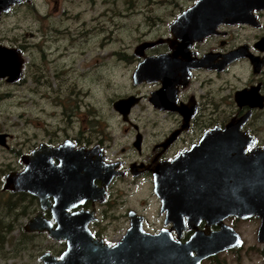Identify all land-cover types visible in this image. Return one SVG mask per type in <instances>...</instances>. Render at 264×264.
I'll list each match as a JSON object with an SVG mask.
<instances>
[{
  "label": "flooded vegetation",
  "instance_id": "1",
  "mask_svg": "<svg viewBox=\"0 0 264 264\" xmlns=\"http://www.w3.org/2000/svg\"><path fill=\"white\" fill-rule=\"evenodd\" d=\"M65 1L41 0L39 9L36 0H21L0 12V23L17 7L28 6L37 15L35 19L39 18L40 23L23 34H7L0 29V46L14 49L13 56L6 58L16 54L22 58L18 79L8 80L10 75L6 74L0 76V82L29 83L27 93H31L33 103V90L41 85L51 56L58 65L52 66L55 70L60 67L57 57L62 61L61 73L79 70L90 78V85L95 82V65L88 62L80 70L81 61H86L93 50L91 31L97 27L91 21L93 15L99 17L95 20L98 23L111 19L112 0H75L74 12ZM194 1L178 4L177 10L171 8L164 18L159 16V34L138 43L162 41L140 49L139 55L134 52L138 43L132 52L119 50L118 54H123L120 58L135 62V67L145 56L175 53L173 72L163 78L156 75L155 79L135 83L132 71L131 83L138 89L110 98L119 119L98 117L91 103L81 97L82 92L91 93V86L84 87L74 80V86H65V78L53 97L54 103L61 106L57 112L60 117L44 122L39 135L28 129L23 132L24 128L18 132L21 123L6 119L5 114L0 118V259L14 261L3 264H44L41 255L46 251L60 259L68 247L67 238L75 239L77 252L88 254L90 262L122 264L129 260L124 254L129 250L135 253L134 245L140 243L130 237L127 247H115L132 223L136 226L141 222L151 234L166 229L169 238L181 242L189 239L196 228L206 232L219 228L218 224H208L206 217L198 218L195 228L183 211L168 213L154 191V171L165 169L178 155L186 153L189 169L199 175L196 178L202 185L214 189L223 183L219 174L225 169V154H234L231 147H238L245 155L264 149V8L252 10L254 23H220L186 49L177 48L180 38L169 24ZM71 24L79 42H70L71 49L62 45L63 49L54 54V47L49 45L65 35ZM239 48L244 53L237 55L234 51ZM231 53L234 57L224 64L225 54ZM112 55L113 51L109 57ZM204 56L207 59L198 65L197 59ZM42 79L48 82L46 76ZM145 85L149 87L140 90ZM245 89L247 92L238 95ZM11 93L0 85V100ZM47 94L50 96L49 90ZM130 96L136 101L127 114L113 106L114 100ZM83 106L86 112H81ZM135 109L138 113L134 118ZM230 121H238L244 133L238 136L239 144L233 146L225 141L223 133ZM38 149L39 154H35ZM81 154L96 173L92 197L83 201ZM139 183L141 188L147 185L146 192L130 200L129 195L137 190L133 187ZM82 210L89 213L81 215ZM4 243L8 249H4ZM236 248L209 255L200 264ZM71 260L73 257H68L66 263L71 264Z\"/></svg>",
  "mask_w": 264,
  "mask_h": 264
},
{
  "label": "water",
  "instance_id": "2",
  "mask_svg": "<svg viewBox=\"0 0 264 264\" xmlns=\"http://www.w3.org/2000/svg\"><path fill=\"white\" fill-rule=\"evenodd\" d=\"M19 1L21 0H0V12L7 11L12 3ZM260 8H264V0H195L177 15L169 27L175 36L180 38L176 43L177 48L186 49L193 40L201 39L214 31L220 23H254L252 10ZM162 40L160 38L142 41L135 46L134 52L139 55L140 49ZM13 50L0 46V76L9 74L8 80L18 79L22 71V58L17 54L14 56L16 58H6L13 56ZM236 52L237 55L244 53L242 48L236 49L234 53ZM234 53L229 56L225 54L224 64L231 59L229 57H234ZM204 58L207 59L205 56L197 59V64L203 63ZM174 62L175 53L164 52L145 56L134 68L132 78L135 83L143 79H155L156 75L163 78V75L173 72ZM245 92L246 89L240 90L238 95ZM135 101L131 96L120 97L114 100L113 106L127 114ZM238 121H230L223 132L225 141L231 143V146L239 144L238 136L244 134L240 132ZM231 149L234 154L226 153L224 156L225 169L219 174L223 183L219 188L202 185L201 180L196 178L199 175L189 169L186 153L178 155L161 170L162 172L154 171V191L161 197L162 206L166 207L168 213L183 211L188 216L189 225L195 228L197 219L206 217L209 219L208 224H218L219 228L209 229L207 232L196 228L189 239L181 242L169 238L164 233L166 229L151 234L144 230L141 222L136 226L132 223L123 241L115 247H127L130 237L139 239L140 243L134 245L135 253L125 251L128 254L124 255L129 257V260L122 264H200L201 260L209 255L226 248L239 247L243 244L242 235L223 219L229 215L239 218L258 217L256 238L258 242H264V149L257 148L247 155L238 147ZM39 151L40 149L35 154H39ZM80 159V193L83 201L86 197H92V180L96 173L92 165H87L86 156L81 154ZM31 171L32 168L28 169V172ZM26 174L27 170L24 171V175ZM37 191L40 195L39 188ZM85 213L89 212L82 210L81 215ZM67 242L68 247L60 259L47 251L44 252L41 255L44 264H69L66 263L68 257H73L71 264H99L94 260L90 262L88 254L77 252L75 239L67 238Z\"/></svg>",
  "mask_w": 264,
  "mask_h": 264
},
{
  "label": "rangeland",
  "instance_id": "3",
  "mask_svg": "<svg viewBox=\"0 0 264 264\" xmlns=\"http://www.w3.org/2000/svg\"><path fill=\"white\" fill-rule=\"evenodd\" d=\"M191 0H112V4L109 5L112 8L111 19L106 21L102 20L98 23L96 19L99 17L94 16L91 21L96 23L97 27L91 31L94 35L93 50L89 57H86V61L82 60L80 70H83V64H94L97 73L95 74V82L90 85V78L85 76L79 70L72 74L61 73L62 61L56 59L59 62L60 67L56 70L52 67L57 65L53 57L51 56V62L49 63V69L44 72V76L47 77L48 82L41 78V85L37 86L33 103L30 98L31 93H27L29 83H23L22 85L9 84L0 82L3 89L8 88L13 93L9 94L7 98L0 100V118L5 114L6 119H11L15 123H21L18 126V132L22 128L29 131L36 132L38 135L41 133V128L44 122L52 119H57L60 116L57 112L61 109L59 104L54 103L55 92L58 89V85L63 81L65 86H74L72 81H77L78 84H84L87 87L91 86V93L86 95L82 92L81 97L85 102H90V107L95 109L98 117L119 119L120 116L113 110L111 106V97H116L128 91H136L138 88H134L131 83V73L135 68V62H127L125 59H121L118 54L119 50H128L132 52L133 47L142 38L152 37L159 34L160 18L166 17L171 8L174 12L177 10V6L180 3L187 4ZM39 9L42 8L41 0H36ZM70 12L77 10L75 0H66L64 2ZM120 11L125 13L121 14ZM97 13V10H96ZM35 15L31 10H28V6L17 7L13 14L6 16L0 23V29L7 34L17 33L23 34L27 30H33L40 21L36 20ZM84 18V14L81 15ZM101 19H104L101 17ZM66 23V22H65ZM71 29H65L63 36L59 37L55 42L51 43L49 47L53 48V53L58 49H63L62 45H66L68 49H71V43L79 42V39L75 35L74 25H70ZM165 29V26L162 30ZM6 30V31H4ZM58 46V47H57ZM57 48V49H55ZM113 51L112 57H109V53ZM96 59V61H95ZM106 62V63H104ZM58 66V65H57ZM106 67V69H105ZM80 74V76H78ZM26 81V79L24 80ZM83 86H80L82 89ZM149 86H141L140 90H146ZM49 90L50 96L47 91ZM3 97V94L0 96ZM54 97V98H53ZM32 101V102H31ZM83 104V103H82ZM81 112H86L87 107H80ZM138 110H133V117L135 118ZM146 113V111H145ZM151 116L150 110L147 112ZM146 113V114H147ZM146 184V182H144ZM140 184H136L133 187V194L129 195L130 200H136L138 196L144 194L147 185L144 188L140 187ZM131 192V189H130ZM225 221L233 225L236 230L240 232L243 237V244L238 248L231 251H223L218 253L217 258L214 261H206L204 264H264V242H258L256 238V230L259 224V218L251 216L247 218H239L233 215L227 216ZM41 242L40 239L34 240ZM51 242V241H50ZM9 245L4 243V249H8ZM14 262L13 258L0 259V264Z\"/></svg>",
  "mask_w": 264,
  "mask_h": 264
}]
</instances>
